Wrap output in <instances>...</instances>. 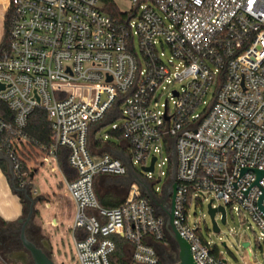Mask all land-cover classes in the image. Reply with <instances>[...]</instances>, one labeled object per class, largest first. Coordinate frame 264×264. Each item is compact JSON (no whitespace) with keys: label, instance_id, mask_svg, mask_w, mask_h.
Returning <instances> with one entry per match:
<instances>
[{"label":"built area","instance_id":"2783aa9c","mask_svg":"<svg viewBox=\"0 0 264 264\" xmlns=\"http://www.w3.org/2000/svg\"><path fill=\"white\" fill-rule=\"evenodd\" d=\"M122 1L128 8L117 9V18L104 12V0L8 1L11 17L8 44L0 54V105L14 121L11 129L0 115V144L13 162L15 179L27 177L18 174V158L28 148V116L40 109L53 141L42 162L56 165L57 149L69 151L76 179L63 177L61 183L73 204V257L61 264H111L115 244L110 236L128 243L127 264H158L152 243L162 242L167 233L170 200L164 203L163 192L167 184L171 190L172 183L173 225L196 264H228L203 240L197 225H188L191 203H201L206 196L214 209L222 206L225 213L230 209L250 217L264 247V215L256 203L261 191L253 185L247 197L239 192L252 184L255 172L248 170L237 181L240 167L264 171V0ZM158 43L182 70L171 73ZM173 84L180 89L168 93ZM164 92L173 100L172 111L168 99L159 108ZM114 116L121 117V123L111 126L109 136L122 141L128 154L118 146L119 157H93L90 127L111 123ZM171 146L174 176L173 181L168 177L161 196L152 178H139L121 205H99L97 178L125 177L134 164L147 167L153 157L155 166L162 148L168 151ZM258 184L264 189V177ZM18 187L29 189L31 183L21 180ZM29 192L35 196L38 191Z\"/></svg>","mask_w":264,"mask_h":264},{"label":"rangeland","instance_id":"374dc122","mask_svg":"<svg viewBox=\"0 0 264 264\" xmlns=\"http://www.w3.org/2000/svg\"><path fill=\"white\" fill-rule=\"evenodd\" d=\"M114 4L116 8L120 11L126 10L128 8V5L126 2H123L122 0H114ZM134 46L135 51L139 55V46L138 41L135 36L134 39ZM157 48L159 52L162 54L161 60L169 67L172 74H174L176 71H180L183 69V65L177 60L173 59L170 51L165 46L163 52L160 50V44L158 43ZM172 62V64H169L168 62ZM180 89L177 84H173L171 88L168 90H175ZM168 93L160 94V100H159V108L162 110V105L164 104V101L168 99V107L170 111L173 110V100L170 99V95L167 96ZM211 93L205 98L206 102H209L211 100ZM202 108L198 109V112H200ZM197 112V113H198ZM112 118V117H111ZM121 123V117L114 116V119L111 120V123H107L103 125L100 129L101 138L105 142L104 139L106 136L109 137V142L114 144L116 147H120V149L124 150V154L127 155L129 150L125 146V144H122V141L119 139H115L113 137L109 136V132L112 125H119ZM43 155L38 154L35 156H31V159L26 160L25 164L29 167V169L34 170V166L38 164V161L40 158H42ZM169 153L166 151V149L162 148L161 157L158 155L157 163L154 166V171L150 175H145L141 172L140 168L141 166L138 164H134L129 169V174L122 178L117 177H99L96 182V188L101 194H108L113 199L120 200L124 196V185L119 184V181L123 180H131L132 184H135L138 186V179L137 178H152V183L154 184V188L158 189L157 195L161 196L163 189L165 187V184L167 183L168 177H169ZM163 162V165L160 167V163ZM163 173L161 176L160 173ZM32 173V172H31ZM135 175V176H134ZM150 176V177H149ZM106 181H114L118 182L114 184V182H111L109 185H107ZM143 183V182H141ZM169 183V182H168ZM58 184H61V179L59 177V174L57 172H53L51 170V167L47 164H44L42 167H38L37 173L34 176V178L31 180V185L33 188H35L38 192L37 195L32 197L34 200L38 197H45L51 201L50 203L53 204L54 198L53 193L57 192V186ZM169 184L166 185L164 189L163 195L168 196L169 192ZM29 191H27L28 193ZM30 193V192H29ZM62 197V202H64V197ZM42 200V199H41ZM211 201L210 196H206L205 200H202L201 203H191L189 207V217H188V225L190 227H193L194 225H197L199 230V233L203 240L205 242L210 243L211 245L215 246L216 249L220 252L222 258L228 263V264H264V247L262 246L260 242V232L258 230V227L255 225V223L252 221L250 217H248L244 213L238 214L234 210L227 209L226 210V223L225 225L221 224L220 221V215L217 214L215 216V222L217 223V226L219 228V233H214L212 231V224L210 217L207 213V205ZM218 203L213 202V206H217ZM36 212V218L34 219V223L36 225H40L43 227V235L48 238L50 241V244L53 247V258L52 261L54 264H61L62 262L66 261V259H70L73 257V245L72 240L69 235H65L64 243L62 244H56L52 239L50 240V234L48 233L47 226V220L49 219L48 213L50 210L46 209L43 202H39L34 207ZM52 211V209H51ZM27 213L24 214L26 216ZM57 215H59V222L60 224H65L67 221L72 219V215L68 214V211L59 212ZM16 227V226H15ZM249 243V252L251 253V260L248 259V253L242 248V243ZM225 244V247L222 245ZM129 254H126V258L128 259Z\"/></svg>","mask_w":264,"mask_h":264},{"label":"trees","instance_id":"16d2710c","mask_svg":"<svg viewBox=\"0 0 264 264\" xmlns=\"http://www.w3.org/2000/svg\"><path fill=\"white\" fill-rule=\"evenodd\" d=\"M104 2H105L104 12L110 15L111 17L117 18L120 14L116 6L114 5V3L111 0H104ZM10 17H11V8H8L3 18V27H2L3 32H2L1 39H0V54L6 48L8 44ZM0 115L4 118V122L6 123V125L12 129L14 116L12 113L8 111V109L4 105H0ZM103 125L105 124H98L89 129L90 131L88 135V148L93 157L97 155L101 156L103 154H110L108 152H104L102 154H95V150L99 149L101 147V144L103 143L101 138L97 139L95 137L96 133L101 129ZM108 134H110V132ZM7 135L8 134H5L4 136L7 137ZM24 136L28 140V148L20 151V154H19L20 157L18 158V161H19L18 174H27V177H22L21 179L16 178L14 180V184L17 186L19 185L21 180L31 181L29 179L31 172H35V169L31 170L25 164L26 160L31 159V156H35L38 154H41V155L46 154L48 149L53 143L52 131L48 123L46 113L43 110L36 109L28 116L27 125H26V128L24 129ZM110 136H112V134ZM113 136L116 138L119 137L118 134H113ZM106 142L108 145L115 147V145L112 144L111 142L109 141H106ZM0 151L2 153L5 152L1 144H0ZM167 152L169 153V156H170L169 157V163H170L169 180L171 181L174 176L172 173V167H171V165L173 164V159H174V151H173L172 146L169 148ZM68 154H69V151L66 148H63V147L58 148L57 153H56V161H57L58 169L62 173L63 177L66 179V181L71 182L76 179V173L72 168H70L68 164ZM110 155L113 157H118L112 153ZM0 169L7 176L9 180V176L7 174V165L5 162L1 160H0ZM104 177H109V176H104ZM137 179L139 180V178ZM96 182L94 186L95 194H96L99 205L103 208H115L121 205L126 199V194L129 189V186L132 184V181L129 179L125 181L123 180L119 181V184L121 183L124 185V196L120 200H117V199H113L108 194H104V195L101 194L96 188ZM106 182H107V185H109L111 182H114V181H106ZM116 183L118 182H114V184ZM31 188L32 187L26 190L30 191ZM13 192L19 197L20 203L22 204L23 210L25 211L26 206H27V200L23 196V193L16 192L14 190ZM142 195L148 200L153 201L154 199V197L151 198V196H148L145 192H143ZM12 226L13 225H11L9 228H11ZM13 231L16 232L17 228H16V231L15 230ZM109 239H111L115 244V251L110 260L111 264H127L128 259H125L126 254H127L125 253V251L130 250L128 243L120 236H110ZM152 246L158 257V264H176L177 263V248H176L174 241L168 235V233L165 234V237L162 242L160 243L153 242Z\"/></svg>","mask_w":264,"mask_h":264},{"label":"water","instance_id":"95a60500","mask_svg":"<svg viewBox=\"0 0 264 264\" xmlns=\"http://www.w3.org/2000/svg\"><path fill=\"white\" fill-rule=\"evenodd\" d=\"M173 95L176 97V93H173ZM167 120V118L165 117ZM0 160L5 162L7 165V174L9 176V181L11 184V187L14 191L20 192L24 194V197L28 200L29 202V212L21 226L20 229V241L25 250H27L30 253L32 263L33 264H54L50 256H46L43 254L40 250L36 249L33 244H31L25 237V226L27 223L30 221V218L33 214V209L39 201L41 202V199H33L31 194L28 192L26 189H21L17 185L14 184L15 180V175L13 171V162L10 158H8L4 153L0 151ZM155 158H151L149 165L147 167H142L140 168L141 172L144 174H152L154 171V163H155ZM175 170V159H173V172ZM248 170H251L255 172V180L248 186V188L245 191H239L241 192L245 197H247V193L249 189L253 186L256 185L259 187V190L261 191V194L257 198V207L261 211V213L264 215V206L262 205V200L264 198V189L261 188V186L258 184V181L264 177V171L259 170V169H252V168H243L240 167L239 169V174L237 181L240 179V177ZM34 173H31L29 179L31 180L33 178ZM173 181V179L171 180ZM233 187H236V183H231ZM175 191H176V183H172L171 185V201H170V207L169 210L166 212V219H165V229L168 235L172 238L174 241L176 248H177V263L176 264H196L193 261V258L191 256V248L188 245V243L177 233V231L174 228L173 225V210H174V197H175ZM56 206L55 203L49 204L47 209L51 210L54 209ZM161 206V205H160ZM163 209V208H162ZM207 213L210 217L211 224H212V231L214 233H219V228L217 226V223L215 222V216L217 214L220 215V221L221 224L225 225L226 223V213L225 210L222 206H219L217 208H212L211 207V201H209L207 205ZM22 220L19 221L21 223ZM225 247V244H222ZM242 248L248 253V256L250 255L249 253V243H242ZM13 256H20L22 259L20 260L21 263H24V259L27 258V254L25 252H19V253H12Z\"/></svg>","mask_w":264,"mask_h":264},{"label":"crops","instance_id":"0c3cea01","mask_svg":"<svg viewBox=\"0 0 264 264\" xmlns=\"http://www.w3.org/2000/svg\"><path fill=\"white\" fill-rule=\"evenodd\" d=\"M8 1L9 0H0V39L2 36V32H3V18H4V14L6 13L7 9H8ZM95 126V125H94ZM93 126H91L90 128H92ZM90 131V130H89ZM97 139L101 138V133L100 130L96 133L95 136ZM102 139V138H101ZM102 144L101 147L97 150H95V154H102L104 152H108V153H112L115 154L116 156H120V151L118 149V147H114V146H110L107 144V142L103 141L102 139ZM109 146V147H108ZM100 155L94 156V157H99ZM45 163L42 162V159L40 158L38 161L37 166H34L35 172L33 175H36L37 173V169L38 167H42ZM51 167V170L53 172H57V174H59L60 179L62 180L63 175L62 173L59 171L57 163L55 164H47ZM32 178V179H33ZM31 179V180H32ZM31 183V181H30ZM32 187V185H31ZM33 188V187H32ZM57 188V192L53 193V198H54V202L56 204L55 208L52 209V211L50 210V212L48 213L49 219L47 220V223L49 226H47L48 228V233L50 234L49 239L52 241H54L56 244H62L64 243V238L65 235H69L71 237V233H70V223L71 220L67 221L65 224H60L59 222V215H57L59 212H63L65 213V211H68L69 215L73 214V204L72 202L64 196V185L58 184ZM29 191V190H27ZM64 197V202H62V197ZM34 197V196H32ZM47 196L45 197H38L36 199H42L41 202L46 203L47 204H51L47 198ZM47 205H45V208L47 209ZM23 206L20 203L19 197L14 194L13 189L11 187L10 181L8 180L7 176L1 171L0 169V247L3 241H11V243L14 246V241L16 239L15 234L17 233L16 228L18 227V223L19 221L22 219L23 217ZM50 223L52 224V226L50 225ZM11 225H13L11 228H9ZM16 226V227H15ZM13 230H15L16 232H14ZM50 242V241H49Z\"/></svg>","mask_w":264,"mask_h":264},{"label":"flooded vegetation","instance_id":"af4514ba","mask_svg":"<svg viewBox=\"0 0 264 264\" xmlns=\"http://www.w3.org/2000/svg\"><path fill=\"white\" fill-rule=\"evenodd\" d=\"M171 196H172L171 190L169 189L168 196L163 195V200L165 204H167L169 200L171 201ZM28 212H29V202L27 200L26 210L23 212V217L21 219L22 222L18 223L17 233L15 234L16 239L14 241V246L11 243V241L9 242L3 241L1 244L0 264H33L30 253L23 248L20 238H19L21 226ZM36 212L37 210L34 208L30 221L25 226V231H24L25 237L31 244L34 245L36 249L40 250L46 256H50L52 259L53 258V247L50 244L48 238L43 235V232H42L43 227L40 225H36L34 223V219L36 218V215H37ZM25 213H27L26 216H24ZM19 252H25L27 254V258L24 259V263L20 262V260L22 259L20 256L12 255V253H19Z\"/></svg>","mask_w":264,"mask_h":264}]
</instances>
